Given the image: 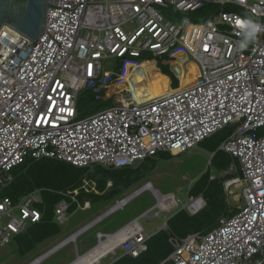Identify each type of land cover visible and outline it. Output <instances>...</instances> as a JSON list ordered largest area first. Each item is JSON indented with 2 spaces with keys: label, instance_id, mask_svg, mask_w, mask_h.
Instances as JSON below:
<instances>
[{
  "label": "built area",
  "instance_id": "1",
  "mask_svg": "<svg viewBox=\"0 0 264 264\" xmlns=\"http://www.w3.org/2000/svg\"><path fill=\"white\" fill-rule=\"evenodd\" d=\"M50 1L56 6L48 8L46 28L37 39L10 24L0 28V218H9L0 229V245L44 213L38 208L43 203L41 188L18 201L3 194L13 181V168L28 157L121 167L160 151L187 152L216 131L238 124L220 149L239 159L242 175L226 178L225 189L230 196L236 194L233 186L242 187L237 199L244 198L245 204L238 205L234 215L221 216L206 233L172 237L173 252L158 264H264V132L258 133L264 128V33L248 49L239 50L235 24L237 18L250 17L264 25V0ZM208 4L219 6L216 20L176 24L165 20L159 9L190 11ZM232 5L243 14L229 9ZM127 22L136 26L126 30ZM146 51L169 55L161 65L173 73L177 85L155 57L140 60ZM114 57L122 59L120 70L103 71L106 60ZM185 57L199 68L196 81L188 85L182 83L189 71ZM150 62L153 68L148 70L144 64ZM139 68L145 75L139 85L148 86L149 74L159 71L168 87L156 94L121 87ZM102 74L113 83L98 88ZM89 85L96 88L95 98L113 99L114 105L78 119L79 95ZM82 189L100 193L96 180L87 177L81 187L62 192L65 197L54 211L58 223L68 220L72 203L91 207L89 200H79ZM145 189L157 200L154 215L171 212L180 203L195 214L206 204L203 194L189 195L183 202L147 181L28 264H39L67 243L77 242L80 234ZM149 237L136 217L117 231H98L97 243L68 264H104L102 259L118 248L136 257L147 250ZM101 246L104 251L84 257Z\"/></svg>",
  "mask_w": 264,
  "mask_h": 264
},
{
  "label": "rangeland",
  "instance_id": "2",
  "mask_svg": "<svg viewBox=\"0 0 264 264\" xmlns=\"http://www.w3.org/2000/svg\"><path fill=\"white\" fill-rule=\"evenodd\" d=\"M159 9L164 15L165 20H172L176 24H186L188 22H204L209 19L216 20L220 12L219 6L209 4L204 6L203 8L190 11H179L176 8ZM229 9L238 11L243 14V11L237 5H232L231 7H229ZM135 26V22H127L124 25L126 30H131ZM168 56V54L161 56L154 55L152 51H146L144 52L140 60L151 59L155 57L158 60V65L162 67L161 60L163 58H168ZM176 58L180 60L181 56ZM184 61L188 64L189 71L187 76L183 77V84H185L187 81L196 80L197 76L199 75V68L195 62H193L188 57H185ZM121 66L122 59L114 57L112 59L106 60V63L103 64V71L109 69L119 71ZM144 67L148 70H151L153 68V62L145 63ZM143 71L144 69L142 68L137 69L133 79L130 78L129 81H126V83L129 84L127 86V89H130L131 86H133L135 87L137 93L150 92L151 94H156L164 91L168 87L167 78L159 71L151 72L149 74V77H147L149 79L147 80L149 82L148 86L139 85V83L145 77ZM162 71L169 74L170 76L172 75L173 85H177L178 81L173 76V73L169 71V69H164L162 67ZM96 82L98 84V88L101 87V84L108 85L113 83L112 81H108L103 78V74L100 80H96ZM95 89L96 88L92 87L91 85L82 89L77 102L78 119L87 117L98 112L99 110L106 109L114 105L113 99L107 101L102 98H95ZM104 91L105 89L101 88L100 93L103 94ZM237 126L238 124H230L226 126V128L221 129L212 137H207V139L199 143L197 146L180 155L168 158H159L156 165L151 166L142 178H140L137 182H135L128 188H124L121 190L118 188L114 189L106 187L104 195L102 193H100L99 195H90L89 198L92 204L91 208H77L74 211L68 209L66 212L68 220L64 224L59 223L61 231L37 243L31 251H21L15 238L12 237V239L8 243L0 245V264H28L31 260L44 253L55 244L66 239L72 233L83 227L85 224L91 222L99 215L103 214L110 208L111 205H113L117 201V199L132 193L133 191L144 185L147 181H151L154 187L159 189L163 193H174L183 202H185L189 199L190 188L199 179L204 170L210 165V159L213 155V150H215L216 148L220 149L221 143L231 137V134L237 129ZM263 132L264 128H261L258 131V133ZM226 163L227 165H229L228 170L224 171L221 174V172H219L218 170L213 169V174L223 176L231 172L234 176L242 175L241 164L237 157H233L232 155H230L226 160ZM16 170L17 167L13 168L14 173L16 172ZM85 177H95L98 179L101 178V173L91 165L90 172L87 173ZM233 188L236 194H230V196H228L227 199L229 204L232 207H236L240 204L244 205V198H242L241 201L237 199L238 193L242 191V187L233 186ZM8 191H11L10 187L8 188ZM5 193L6 189L4 188L3 194L6 195ZM192 193H194L195 196L199 195L195 192ZM200 194H203L206 197L204 193ZM156 201L157 200L150 189L143 190L141 193L132 198L123 208L111 212L105 218L98 221L92 228L80 234L78 236L77 242L72 241L67 243L39 264H67L77 256V252L84 253L97 243V230L101 229L104 231H115L136 217H139V221L143 225L144 232L146 234H155L161 228L166 227L165 222L168 217H170L177 210L183 208V203H180V206L171 212H162L160 215H154L155 211H158ZM38 208L41 211L44 210V207L41 205H39ZM148 210L150 211L149 216L142 215ZM8 219L9 218L7 216H2L0 218V229L4 227ZM203 233H205V231ZM125 255L126 254L124 253V251L121 248H118L116 254L108 255L104 257L102 261L104 264H130V260Z\"/></svg>",
  "mask_w": 264,
  "mask_h": 264
},
{
  "label": "trees",
  "instance_id": "3",
  "mask_svg": "<svg viewBox=\"0 0 264 264\" xmlns=\"http://www.w3.org/2000/svg\"><path fill=\"white\" fill-rule=\"evenodd\" d=\"M164 69L168 68L164 67ZM121 87H124V83ZM220 130L211 134L208 138ZM205 139L207 137L202 141ZM174 156L176 155L169 151H160L155 155L146 156L132 164L121 167L94 164L92 166L101 173V178H89L96 180L100 193L104 195L106 187L121 190L128 188L142 178L151 166L156 165L159 158ZM229 156L227 152L219 148L213 150L210 165L190 188V195H194L192 192L206 195L205 206L195 214H190L185 208L174 212L167 218L166 227L150 235L146 251L136 257L129 254L125 255L130 260V264H158L173 252L172 237L184 238L194 232L203 233L205 231L206 233V231L208 232L216 227L221 216H232L239 210L238 206L232 207L229 204L225 189V179L234 175L230 172L223 176H218L214 175L212 171L216 169L222 174L228 170L229 165H227L226 160ZM15 167H17V170L15 173L13 172V181L5 188V194L9 195L14 201H18L22 195L41 188V196L43 198L41 206L44 207V213L42 218L30 224L23 232L17 233L13 237L19 249L27 252L31 251L37 243L45 238L61 231L60 224L55 220L54 216L55 206L65 197L62 192L81 187L83 178L90 172V166H77L52 157H28L23 163ZM109 180L113 182L111 186H107ZM9 187L11 191H8ZM100 193L86 192L82 189L78 197L81 202L90 201V195H99ZM77 208L76 203H72L69 207L71 211Z\"/></svg>",
  "mask_w": 264,
  "mask_h": 264
},
{
  "label": "water",
  "instance_id": "4",
  "mask_svg": "<svg viewBox=\"0 0 264 264\" xmlns=\"http://www.w3.org/2000/svg\"><path fill=\"white\" fill-rule=\"evenodd\" d=\"M55 6L50 0H0V28L10 24L37 39L46 28L48 8Z\"/></svg>",
  "mask_w": 264,
  "mask_h": 264
},
{
  "label": "clouds",
  "instance_id": "5",
  "mask_svg": "<svg viewBox=\"0 0 264 264\" xmlns=\"http://www.w3.org/2000/svg\"><path fill=\"white\" fill-rule=\"evenodd\" d=\"M217 2H223V0H217ZM241 2H243V0H241ZM235 24L238 28L239 36V39L236 41V47L239 50L248 49L250 46L255 44V42L259 39L261 33H264V25L260 24L250 17L237 18L235 20ZM132 163L133 162H129L127 164Z\"/></svg>",
  "mask_w": 264,
  "mask_h": 264
},
{
  "label": "bare ground",
  "instance_id": "6",
  "mask_svg": "<svg viewBox=\"0 0 264 264\" xmlns=\"http://www.w3.org/2000/svg\"><path fill=\"white\" fill-rule=\"evenodd\" d=\"M198 66V65H197ZM141 72V71H140ZM162 76V75H161ZM151 79V78H150ZM149 80V79H148ZM152 81V80H151ZM196 80H191V81H187L184 85H188V84H192V83H194ZM129 84H127L126 82H125V89L126 90H128L129 91V89H127V86H128ZM152 85V84H151ZM159 85V84H158ZM164 85V84H163ZM146 91V90H145ZM105 246H101V247H97V248H95L94 250H92V251H90L89 253H87V254H85L84 255V257H91L92 255H95V254H97L98 252H101V251H104L105 250ZM80 258H82V256L80 257Z\"/></svg>",
  "mask_w": 264,
  "mask_h": 264
},
{
  "label": "crops",
  "instance_id": "7",
  "mask_svg": "<svg viewBox=\"0 0 264 264\" xmlns=\"http://www.w3.org/2000/svg\"><path fill=\"white\" fill-rule=\"evenodd\" d=\"M91 205H92V204H91ZM91 207H92V206H91ZM91 207H90V208H91ZM88 209H89V208H88ZM99 216H100V215H99ZM95 219H96V218H95ZM95 219H94V220H95ZM94 220H92V221H94ZM92 221H91V222H92ZM89 223H90V222H89ZM126 224H127V223H126ZM85 225H86V224H85ZM123 226H124V225H123ZM123 226H121V227H123ZM92 227H93V226H92ZM92 227H91V228H92ZM121 227H120V228H121ZM120 228H118V229H120ZM89 229H90V228H89ZM98 231H103V232H113V231H109V230H108V231H104V230L99 229V230L96 231V236H97V232H98ZM115 231H117V230H115ZM148 235H150V234H148ZM97 239H98V238H97ZM85 252H86V251H85ZM71 261H72V260H71ZM71 261H70V262H71ZM67 264H68V263H67Z\"/></svg>",
  "mask_w": 264,
  "mask_h": 264
}]
</instances>
